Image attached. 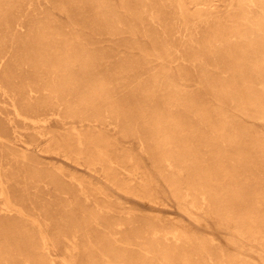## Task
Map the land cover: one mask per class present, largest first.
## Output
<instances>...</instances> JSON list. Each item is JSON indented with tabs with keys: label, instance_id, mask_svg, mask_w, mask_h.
I'll return each mask as SVG.
<instances>
[{
	"label": "bare ground",
	"instance_id": "1",
	"mask_svg": "<svg viewBox=\"0 0 264 264\" xmlns=\"http://www.w3.org/2000/svg\"><path fill=\"white\" fill-rule=\"evenodd\" d=\"M256 122L264 0H0V264H264ZM108 131L136 138L139 157H118ZM43 139L150 204L155 172L162 204L232 237L117 207L37 156Z\"/></svg>",
	"mask_w": 264,
	"mask_h": 264
},
{
	"label": "rangeland",
	"instance_id": "2",
	"mask_svg": "<svg viewBox=\"0 0 264 264\" xmlns=\"http://www.w3.org/2000/svg\"><path fill=\"white\" fill-rule=\"evenodd\" d=\"M194 9V8H192ZM55 17L58 20L65 21V16L55 12ZM190 35V34H189ZM195 87V86H193ZM78 119H75L77 121ZM68 121V120H67ZM102 121V120H101ZM100 121V122H101ZM103 120L102 122H104ZM78 124V123H76ZM255 127L260 129L264 135V126H261L258 122L253 124ZM55 129V133L58 131L56 127H52V131ZM109 132V140L112 144H115L120 148V150L116 151V155L121 157L123 154V149H125L129 154L134 156L135 158L139 157V148L137 146L138 141L136 138H124L120 134H116L113 131ZM41 143V147L34 148V153L37 156H40L43 161L51 162L52 164H56L61 166L64 170L75 172L78 171L80 175H90L92 182L103 192H105L106 197H108L114 204L119 208L130 207L139 212V215L150 218L154 215L163 218L164 226L166 229H171L174 222H178L180 225L185 226L186 228L192 229L197 235L201 237H211L214 236L217 240L216 243H221V245L226 244V238L232 237L231 233L224 230L221 227H217L212 221H210L204 213L197 214L199 217V222H196L193 218L187 215L185 212H182L175 204L174 201L169 202L168 204H162L163 200V182L158 174L152 172L150 174L153 183L152 187L154 188L155 193L158 195L159 201L156 204H150L143 200L140 197L133 196L123 191H119L116 186L112 185L111 182L107 181L101 172H89L84 165H76L73 162L66 160L61 156H48L46 153H42L40 148L44 147L46 141L43 139L42 141L38 140ZM173 220H175L173 222ZM65 244L61 243L60 248L61 251L59 255H64L66 252L63 250Z\"/></svg>",
	"mask_w": 264,
	"mask_h": 264
}]
</instances>
